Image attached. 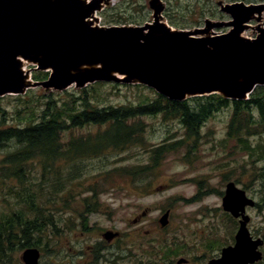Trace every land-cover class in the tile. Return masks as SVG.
I'll use <instances>...</instances> for the list:
<instances>
[{"label": "rangeland", "instance_id": "374dc122", "mask_svg": "<svg viewBox=\"0 0 264 264\" xmlns=\"http://www.w3.org/2000/svg\"><path fill=\"white\" fill-rule=\"evenodd\" d=\"M81 1L86 6L102 7L101 10L99 9L100 12H94L87 19V23L94 28L137 27L131 24L109 25L106 23L102 13L118 5L122 0ZM236 1L238 6L243 4L240 0ZM139 2L150 7L149 20L145 24H154L155 13L159 11V22L168 25L175 32L208 31L194 35L196 38L223 35L231 30L229 23L232 16L225 10L228 8L227 0H139ZM246 3L247 5L249 3L248 8L253 10L261 7V13L255 12L252 23H247L249 26L246 25L241 33V37L245 40H252L261 31L257 27L260 20L264 24V0H248ZM129 7L130 5H127L125 8ZM202 11L205 12L204 16L200 14ZM184 26L188 29H184ZM262 26L264 28V25ZM21 62L22 69L29 77L39 72L34 62L28 60H21ZM45 72H49V75L52 73L50 70ZM106 84L105 87L100 88L98 99L100 104L122 106L136 103L141 98L142 93L136 87L128 86L129 83L106 82ZM114 84H122V86L114 88ZM78 90L80 89L74 84L67 90L38 87L32 90L34 94L31 97L34 101L37 99L42 101L43 97L50 95L65 98L64 93H73ZM143 93L150 92L146 90ZM14 98L3 99L1 103L2 108L8 113L5 125L13 123L11 120L15 116L14 110L19 105ZM36 104L35 102L34 105ZM230 115V111H224L208 120L201 129V137L192 141L187 138L188 136L178 124L166 123L162 119H145L143 122L146 124L144 126L146 133L138 138L132 150L119 151V153L107 152V157L87 161L88 173L65 187L63 197L69 198L62 202L63 204L59 205V201L52 206V209H49L53 214L47 227L48 236L52 238L48 239V243L39 245L44 252L41 264H50L52 259L57 264L68 261L70 247L77 243L76 239L82 238L77 236L73 239L72 228L69 225L74 203L91 197L94 192L97 193L95 196L101 197L102 215L93 217L91 221L98 220L104 227L115 228L121 233L124 244L148 243L157 254L166 243L174 242L181 247L187 246V255L201 257L212 255L214 251L225 247L228 242L232 243L234 224L226 216L222 208V200L227 184L234 182L244 189L250 198L262 205L261 211L248 210L252 218L251 233L254 237L262 238L264 235V136L249 137L251 142L247 141V144L237 142L230 136ZM88 132L89 130L85 129L83 133H75V136L88 135ZM91 132L95 135L97 128H91ZM250 143L255 148L254 152L247 149ZM161 145L168 147L169 154L165 159L162 158L158 168H154V162L150 163L151 154L153 149ZM15 150H17L15 144H10L8 148L2 150L0 162L6 154ZM38 162V160L30 162L31 172L27 179L31 181L23 184V189L19 181L13 177H3V166L0 163V217L3 214H11L17 208L15 197L17 192H22L26 199L28 187L32 192L37 191L35 184H39L38 180L43 178ZM122 168L143 173L140 176L124 175L120 170L119 173L110 172L109 175L105 173L107 170ZM196 194H199V200L192 201L191 198ZM47 198L41 197L40 204H43ZM22 209L28 210L27 205L23 203ZM167 209L172 210V228L169 232H162L158 223ZM76 212L83 213L84 209L78 206ZM144 212L149 214L148 218L143 223H138L142 225H136L135 217L141 216ZM45 213L47 215L46 211ZM55 218L63 224L61 232H55L53 229ZM140 227L142 230L138 233L137 229ZM96 232V229H92V233ZM41 236L40 233L32 234L30 241L37 242L41 240ZM96 236L97 234L91 235L92 238ZM86 241L88 238L79 243L84 244ZM261 251L264 255V248ZM23 252L24 249L11 253L8 256L9 264H21ZM258 264H264V260Z\"/></svg>", "mask_w": 264, "mask_h": 264}, {"label": "water", "instance_id": "95a60500", "mask_svg": "<svg viewBox=\"0 0 264 264\" xmlns=\"http://www.w3.org/2000/svg\"><path fill=\"white\" fill-rule=\"evenodd\" d=\"M99 9L81 0H0V97L38 87L67 90L73 84L84 88L97 82H138L173 101L212 94L245 101L264 87V30L254 41L240 38L243 25L261 7L226 8L234 29L205 38L193 36L208 31L169 32L159 22V11L156 22L143 27L94 28L86 20ZM21 59L34 62L38 70H51L50 79L27 83ZM255 205L235 183L227 185L223 209L241 217L240 228L235 245L209 264H256L263 259V240L254 239L248 229L246 209ZM169 216L168 211L161 217L163 228ZM115 236L107 233L105 238ZM40 257L38 249L30 248L22 261L39 264Z\"/></svg>", "mask_w": 264, "mask_h": 264}, {"label": "trees", "instance_id": "16d2710c", "mask_svg": "<svg viewBox=\"0 0 264 264\" xmlns=\"http://www.w3.org/2000/svg\"><path fill=\"white\" fill-rule=\"evenodd\" d=\"M127 5H130L128 9L125 8ZM149 13L148 5L139 0H122L102 15L109 25L143 26L149 20ZM200 14L204 16L205 12ZM183 28L188 29L185 26ZM46 79L48 73L45 72L33 75V80L37 82ZM106 85L99 82L73 93L66 92L65 98L50 95L43 97L42 101H34L31 97L34 94L32 90L24 96L0 97V153L10 144L17 146V150L6 154L0 162L3 177H13L23 189V184L31 181L27 178L31 172L30 162L34 160L39 161L43 175L42 180H38L39 184H35L37 191L32 192L28 187L26 199L22 192H17V208L11 214L0 217V264H9L8 256L14 251L39 248L40 244L48 243V239L52 237L48 236L47 226L53 214L49 209L69 198L63 197L65 187L88 173L87 161L107 157V152L132 150L138 138L146 133V124L143 122L145 119H162L166 123L178 124L192 141L201 137V129L208 120L224 111H230V136L237 142L247 144V141L251 142L249 137L264 136V87L257 88L246 101L229 100L222 95L213 94L179 102L146 86L134 84L128 86L136 87L142 93L138 102L106 106L98 102L100 88ZM120 85L122 86H113L115 88ZM146 90L150 93H143ZM13 97L19 105L14 110L15 116L11 120L13 123L5 125L8 113L1 103L3 99ZM28 98L30 99L27 100ZM91 128H97L95 135L91 134ZM85 129L89 130L88 135L75 136V133H83ZM247 149L255 151L251 143L247 145ZM168 152L165 145L153 149L150 163L154 162V168L159 167ZM119 170L130 176H140L143 173L126 168L107 170L105 173H119ZM88 192L91 193L90 190ZM41 197H48L43 204H40ZM23 203L28 210L22 209ZM38 233L42 234L41 240L30 241L32 234Z\"/></svg>", "mask_w": 264, "mask_h": 264}, {"label": "flooded vegetation", "instance_id": "af4514ba", "mask_svg": "<svg viewBox=\"0 0 264 264\" xmlns=\"http://www.w3.org/2000/svg\"><path fill=\"white\" fill-rule=\"evenodd\" d=\"M227 1H228L227 3L228 7L237 6L236 4L238 1L236 0H227ZM247 1L248 0H240L241 3H243L244 5L246 4L245 7L250 6L249 3L247 5L246 3ZM252 19L249 20V23H252ZM230 20L232 21V18ZM262 25L264 24H262V20H260V22L257 24L258 29L263 28ZM191 199L192 201H198L199 194H196ZM78 201L79 202L76 201L74 203L75 204L74 208L70 214L71 223L69 222L68 223L72 228L73 239L77 238V236L82 237V238L76 239L77 243L73 245L72 247H70L69 254H68V261L63 262V264H209L212 260H216L221 257V252L223 248L235 245L236 235L239 231L240 222H241V217L235 218L234 216L226 213V216L229 219H231L234 224V231L232 234V243L228 242V244L225 247H223L221 250L218 249L214 251L212 255H204L201 257L191 256L190 254L187 255V251H186L187 246L181 247L177 243H174V242L166 243L162 247L161 252L155 254V251L152 250L153 248L151 247V244H148V243L133 244V245L124 244L122 241L121 233L117 231L115 228L104 227L99 223L98 220H95L94 222L91 221L93 217L102 215V211H101L102 202H101L100 196L92 195L91 197L78 200ZM78 206L84 209L83 213L76 212V208ZM248 210L261 211L262 205L258 203L255 205V207H248L247 213H248ZM167 211H170L169 223L164 228L161 225H159L161 226L160 230L162 232L164 231L169 232V229L172 228V221H171L172 210L167 209L166 211H164V213ZM148 216L149 214L147 212H144V214H142L141 216L135 217L134 223L140 226L142 224H138V223L140 222L143 223L144 221H146ZM250 219L251 220L248 224V229L250 231L251 236L256 240L257 239L263 240V243H264V238H263L264 235L262 236V238L260 237L257 238L252 235L251 230H250V225L252 221L251 216H250ZM61 226H63V224H60L55 218V223L53 224L54 231L61 232L62 231ZM92 229H96L97 232L92 233ZM141 230L142 228L140 227L137 229V232L139 233ZM175 231L178 234V231L177 230ZM107 233H111L116 236L112 238L111 240H107L105 238V235ZM93 234H97L96 238L91 237V235ZM85 238H88V241H86L84 244H80L79 242L84 240ZM182 248H185V249L183 250ZM263 248H264V244L262 247H260V250H263ZM38 249L41 253V260L39 263L41 264L42 259L44 258V252L42 248L39 247ZM21 264H24L22 259H21ZM50 264H57V263L56 261H54V259H52Z\"/></svg>", "mask_w": 264, "mask_h": 264}, {"label": "bare ground", "instance_id": "6f19581e", "mask_svg": "<svg viewBox=\"0 0 264 264\" xmlns=\"http://www.w3.org/2000/svg\"><path fill=\"white\" fill-rule=\"evenodd\" d=\"M247 8L249 7V6H246ZM91 17V16H90ZM87 21V20H86ZM85 21V22H86ZM166 26V28H167V30L169 31V32H171V33H175V31L174 30H172V28H170L168 25H165ZM243 28H244V25H243ZM156 36H159V35H156ZM193 37H195V36H193ZM192 36L190 37V38H193ZM242 39H243V37H241ZM118 76H120V75H118ZM122 77V76H121ZM123 78V77H122ZM26 82L27 83H31L30 82V80H29V77L27 76V74H26ZM256 202V201H255ZM257 203V202H256Z\"/></svg>", "mask_w": 264, "mask_h": 264}]
</instances>
